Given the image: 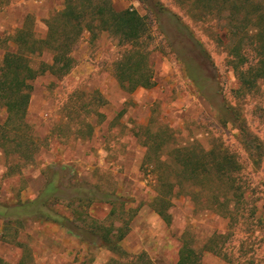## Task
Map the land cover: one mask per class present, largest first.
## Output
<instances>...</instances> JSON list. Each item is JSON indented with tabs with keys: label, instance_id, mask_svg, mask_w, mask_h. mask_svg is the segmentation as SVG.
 <instances>
[{
	"label": "rangeland",
	"instance_id": "1",
	"mask_svg": "<svg viewBox=\"0 0 264 264\" xmlns=\"http://www.w3.org/2000/svg\"><path fill=\"white\" fill-rule=\"evenodd\" d=\"M16 2L18 0L6 3L12 24L10 29L0 31V61L15 34L13 25L22 20V11L33 12L36 19H41L37 28L43 34L50 13L63 8L61 0H31L24 3V9L17 7L9 11ZM112 3L116 10L133 8L146 17L149 25L146 48L150 51L155 85L133 92L124 90L116 76L115 64L124 50L118 38L108 31L98 32L95 38L86 32L76 45V65L70 73L61 78L47 73L34 81L36 101L43 98L47 104L43 111H31L29 116L30 122L38 127L39 135L46 138L41 162L27 167L22 174L8 175L7 159L0 149V201L13 204L20 201V195L33 200L46 182L43 179V175L47 179L46 169L67 168L70 183L114 189L118 195L129 199L125 208L130 209L128 215L133 220L125 249L134 254L146 252L149 264H176L181 238L186 231L204 238L214 232L227 231L229 221L213 213L194 212L192 202L184 197L174 202L171 224L148 208L151 198L148 194L153 192L151 179L156 178V174L143 168L146 148L142 142L146 136L140 127L154 119L159 127L169 124L176 131L177 137H174L182 144L198 140L209 149L214 144L225 143L236 151L246 166V174L249 173L247 177L255 186L257 214L264 223V80L254 89H240L226 43L217 37L211 22L190 10L186 0H112ZM3 11L0 15L5 18ZM180 21L190 27L208 53L201 51L197 42L182 29ZM44 58L48 60V56ZM96 93L105 101L98 109L104 117L88 116L83 109H78L86 120L81 125L86 127L90 123L93 126L91 138L74 140L72 136L73 139L68 140L62 137L57 125L63 119L61 109L68 99L72 96L71 103L77 101L79 104L94 102L98 100ZM92 94L96 98L92 99ZM36 109H41L40 103ZM4 116L2 109L0 121ZM242 129L247 136L242 137ZM250 134L257 135L263 142V162L254 169L251 166L253 157L248 154L255 145L246 147L243 143L244 139H251ZM87 148H92L90 157L82 155ZM95 164L99 165V170L93 167ZM106 165H111L112 169H103ZM30 183L35 192L28 193ZM107 206L95 204V213L103 218L111 210ZM58 228L46 220L28 217L12 221L0 217V256L14 262L22 258L18 264H65V257L60 255L68 251L69 246H62L65 249L55 253L56 256L47 251L52 245L50 241L56 239ZM252 229L257 237L255 257L264 264V230L259 225ZM240 234L241 237L250 235ZM84 243L80 249L73 248L70 252V257L75 254L76 263L105 264L112 256L100 244ZM232 243L237 249L239 242L234 238ZM136 246V250L129 249ZM244 256L242 252L240 259L249 258V255ZM0 264L7 263L0 257ZM202 264L229 263L214 254H206Z\"/></svg>",
	"mask_w": 264,
	"mask_h": 264
},
{
	"label": "trees",
	"instance_id": "2",
	"mask_svg": "<svg viewBox=\"0 0 264 264\" xmlns=\"http://www.w3.org/2000/svg\"><path fill=\"white\" fill-rule=\"evenodd\" d=\"M63 1L64 8L46 20L44 37L37 34L31 22L16 30L12 38L15 49L5 54L0 65V110L7 113L4 123H0V149L7 159L8 175L22 174L27 167L40 163L44 142L29 120L33 82L46 72L58 78L70 73L76 65V45L86 32L95 38L98 32L108 31L118 38L124 50L115 64L116 76L124 90L133 92L155 85L150 51L146 48L149 25L145 16L133 8L116 10L112 0ZM186 3L196 16L211 22L217 37L226 43L240 89L257 87L264 80V0H186ZM180 24L201 51L208 53L190 27L183 21ZM44 53L51 55V62L40 60ZM96 95L98 100L94 102L79 104L71 103L72 96L68 99L61 109L63 119L57 125L62 137L91 138L93 126L81 125L86 120L79 110L83 109L88 116L102 117L98 109L105 101ZM92 104L94 107H90ZM140 129L146 136L142 142L146 148L143 168L156 174L151 179L154 194L148 205L170 224V209L175 200L184 197L192 202L194 212L213 213L229 221L227 231L204 238L186 231L181 238L177 264H202L206 254L219 256L229 264H261L256 258L257 237L252 226L259 225L264 230V223L257 214L255 186L247 177L249 173L246 174L240 155L225 143L212 144L209 149L198 140L182 144L169 124L159 127L154 119ZM241 135L248 134L242 129ZM250 137L243 143L246 147L255 145L248 154L253 157L254 169L263 162V142L257 135ZM45 174L46 183L35 199L13 204L0 201V217L12 221L29 217L57 223L82 241L108 249L112 254L109 264H149L146 252L134 254L122 246L133 220L128 215L130 209L125 208L129 199L114 189L70 183L67 168L46 169ZM100 203L111 207L103 218L95 213L94 205ZM246 232L250 235L240 236ZM234 238L239 242L237 249L232 243ZM242 252L249 258L240 259Z\"/></svg>",
	"mask_w": 264,
	"mask_h": 264
},
{
	"label": "crops",
	"instance_id": "3",
	"mask_svg": "<svg viewBox=\"0 0 264 264\" xmlns=\"http://www.w3.org/2000/svg\"><path fill=\"white\" fill-rule=\"evenodd\" d=\"M7 1L8 0H0V11L1 10H4L3 12H2V14H5L6 13V17L5 18H3L1 15H0V31H4V30H7V29H10V25L12 24V23H10V20H12L11 19V15H9V14H7V11H6V9H8V7H6V3H7ZM52 1H54V0H52ZM62 1V3H63V8H64V1L63 0H61ZM31 2V0H28V2H27V0H18V2H16V3H12V6H14V7H11V9L9 10V11H13V9H15V8H17V7H20V8H22V9H24V3H30ZM63 8H61V9H58V10H53V12H51L50 13V15L51 14H53L54 12H56V11H59V10H62ZM1 13V12H0ZM24 12L22 11L21 12V14H20V17H22V20H21V22H20V24H15V25H13V27L15 28V32H16V30L17 29H19V28H21L26 22L27 23H32L33 25H34V27H35V30H36V32H37V34L39 35V36H41V37H44L45 35H46V33H47V26H46V29H45V32L43 33V34H41V33H39L38 32V28H37V22L39 21V20H41L40 18H38V19H36V17H35V15L33 14V12H27V13H24ZM22 15V16H21ZM50 15H49V17H50ZM45 25H46V20H45ZM14 49H15V45L13 44V40H12V42L9 44V46L7 47V49H5V51L3 52V57H2V59H1V61H0V65L2 64V62H3V59H4V56H5V54L8 52V51H14ZM44 56H48V60H46L45 58H44ZM40 60H43V61H46V62H51L52 61V59H51V55L49 54V53H44L43 55H42V57L40 58ZM51 74L50 72H46L45 74ZM53 75V74H52ZM42 76V75H41ZM40 77V76H39ZM33 86H34V82H33ZM33 90H34V88H33ZM40 103V108L41 109H36L37 107H38V104ZM45 105L47 106V104H46V102H44V100H43V98H42V100L40 101V102H37L36 101V96H35V93H34V91H33V93H32V97H31V101H30V106H29V116H30V112L31 111H34L35 113L38 111V110H40V111H43L44 110V107H45ZM2 110V109H1ZM0 110V111H1ZM4 110V112H5V116H4V118H3V120L2 121H0V123H4V121L6 120V117H7V113H6V110L5 109H3ZM102 114V113H101ZM103 117H104V114L102 115ZM38 127L36 126V124H35V133L40 137V139H41V141H43L44 142V140H46V138H42L40 135H39V132H38V129H37ZM52 128H53V125L51 126V128H50V131L52 130ZM50 131H48V132H50ZM88 141H90V140H88ZM88 141H86V142H88ZM46 145V144H45ZM43 148V147H42ZM41 151H42V149H41ZM41 151H40V157H39V161H40V158H41ZM90 151H92V148H87L86 149V151L85 152H83V154L82 155H84L85 157H90V154H89V152ZM77 159V158H76ZM75 161H77V160H75ZM41 162V161H40ZM46 167H50V165L49 164H46L45 165ZM44 166V167H45ZM97 166H99L98 164H95L93 167H96V169H98V167ZM106 168H103V169H105V170H111L112 169V167H111V165H106L105 166ZM99 170V169H98ZM42 174V173H41ZM43 175V174H42ZM45 176L43 175V179H44V182L46 181L45 179L46 178H44ZM46 183V182H45ZM44 183V184H45ZM28 193H31V191H33V184H29V186H28ZM42 189V188H41ZM40 189V190H41ZM33 192H35V191H33ZM38 193H37V195H36V197L38 196V194H39V192L40 191H37ZM153 194H154V192H150L148 195H149V197L151 196H153ZM20 200V202H24V201H30V199H26V198H23L21 195H20V197H19V199H18V201ZM146 200V199H145ZM143 201V200H142ZM99 206H105V207H108L107 206V204H104V203H100V204H98ZM110 207V206H109ZM148 208H150L151 210H153L151 207H149L148 206ZM174 207H172L171 209H170V215H171V223L173 222V214H172V209H173ZM154 211V210H153ZM155 212V211H154ZM156 213V212H155ZM157 214V213H156ZM158 215V214H157ZM160 216V215H159ZM161 217V216H160ZM162 218V217H161ZM49 223L50 224H54V225H56L57 227H59L58 228V233H55V235H54V238H56V239H53L52 241H50V247H48V252L50 253V255H55V253H60V250H62V249H65V248H62V246L63 247H66V246H69L68 247V251H66V252H64L62 255H60L61 257H65V264H80V263H76L75 262V260H74V255L75 254H73L71 257L69 256L70 255V252H71V250L73 249V248H76V249H80V247L82 246V244L84 243V242H82V239L80 238V237H78V236H76V235H74V234H71V233H69L65 228H63L62 226H60L59 224H57V223H54V222H50L49 221ZM170 223V224H171ZM4 224H5V221H4ZM2 230H3V226H2ZM131 230H132V226H131V228H130V231L128 232V234L126 235V237L124 238V240H123V242H122V246L124 247L125 245V242L127 241V237L129 236V234H130V232H131ZM84 244H86V243H84ZM88 246H90V245H88ZM125 248V247H124ZM106 249V248H105ZM129 249H132V250H136L137 249V246L136 247H132V248H129ZM127 250V249H126ZM106 251H108V252H110L108 249H106ZM128 251V250H127ZM128 252H130V251H128ZM83 254L85 253V250H83V252H82ZM130 253H132V252H130ZM110 254H111V252H110ZM56 256V255H55ZM2 259H4V261L7 263V264H18L19 262H20V260L22 259V258H19L17 261H12V260H10L8 257H6V256H0ZM110 259H111V255H110V257H108L107 258V261H106V263L105 264H109V262H110ZM152 262H155V259L154 258H152ZM154 264H157V262H155ZM176 264H177V262H176Z\"/></svg>",
	"mask_w": 264,
	"mask_h": 264
}]
</instances>
